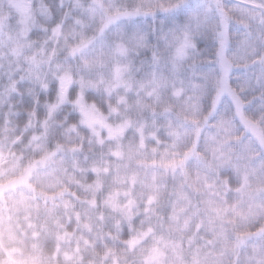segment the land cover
<instances>
[{
  "label": "clouds",
  "instance_id": "obj_1",
  "mask_svg": "<svg viewBox=\"0 0 264 264\" xmlns=\"http://www.w3.org/2000/svg\"><path fill=\"white\" fill-rule=\"evenodd\" d=\"M0 264H264V0H0Z\"/></svg>",
  "mask_w": 264,
  "mask_h": 264
}]
</instances>
